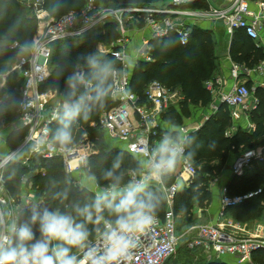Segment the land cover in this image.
I'll return each mask as SVG.
<instances>
[{
    "label": "built area",
    "instance_id": "2783aa9c",
    "mask_svg": "<svg viewBox=\"0 0 264 264\" xmlns=\"http://www.w3.org/2000/svg\"><path fill=\"white\" fill-rule=\"evenodd\" d=\"M44 4L45 0L33 2V7L37 9L35 17L38 21L35 37L41 45L37 49V59L31 67L24 65L16 73L22 80L19 97L26 93L32 102L24 120L26 126L21 127L26 131V135L19 146L26 143V138L38 139L55 123L52 115L60 99L58 92L48 88L47 84L52 75L54 46L59 42L82 44L87 37L95 36L108 24L113 23L117 26L120 36L116 41L107 45L99 43L100 52L104 56H110L113 59L119 56L117 64L122 73L114 76L111 94L115 107L103 112L95 123L104 132L107 140L120 143L123 146L121 149L127 151L137 161L147 155L150 146L160 138L163 130L171 129L172 125L165 126L164 115L180 106L177 93L160 81L151 82L142 98L131 89L137 63L154 62L151 40L174 35L179 43L186 47L198 23L209 20L221 23L225 33L231 39L237 31L241 30L255 42L257 47L264 48V0H232L224 6L217 5L213 0H172L164 6L138 7H122L115 4L105 6L100 0H88L82 10L72 11L76 17L104 11L105 19L95 27L83 31L82 35L79 33L84 27L83 22L74 19L72 12L60 18H54L45 10ZM146 31H149L147 33H150V37L142 35L141 46L133 50L136 54L132 57V62L130 44L136 41L141 32ZM131 34H133L132 37H130ZM231 76L233 84L229 89H226L227 85L223 77H215L207 81L206 89L213 98L210 104L211 114L207 120L222 105L230 109H240L247 119L253 111L258 109L259 100L252 105L250 100L258 88L264 91V61H261L254 69L234 65ZM251 76L259 79L261 83L259 87L248 86ZM242 77H245V80H242ZM19 115L23 114L19 113ZM95 123L91 127H97L94 126ZM180 127L188 136L200 129V127L190 129L184 125ZM247 128L251 131L255 129V126L250 121ZM94 148L93 139L86 135L77 147L72 149V154L69 156L44 152L28 154L21 162L26 164L37 156L45 160L60 158L68 174L83 175L91 156L96 154ZM85 160L86 165L82 164ZM256 163H264V145L247 149L235 157L231 166L232 177L244 176ZM136 171L137 168L129 169L127 177H134ZM197 176L198 167L194 162L191 159L182 160L167 183L159 186L167 204L165 215L157 216L154 224L139 235L138 246L131 257V264H166L179 252L183 244L192 249L205 250L209 253L211 262H219L224 256H230L236 264H261L253 256L258 251H264L262 224L257 225L256 229L248 235H243L236 229L231 230L227 224L218 222L199 224L191 226L185 232L179 231L175 210L176 198L184 187H190L194 183ZM261 192L262 189H258L245 194L232 195L228 184L222 185L223 209L239 206ZM22 196L26 194L21 193ZM35 199L41 203L44 202L42 197ZM0 208L18 209L21 213L23 212V199L18 201V198L10 194L7 182L0 186ZM94 242L99 243L98 234ZM84 264H87V257H84Z\"/></svg>",
    "mask_w": 264,
    "mask_h": 264
},
{
    "label": "clouds",
    "instance_id": "9594fccd",
    "mask_svg": "<svg viewBox=\"0 0 264 264\" xmlns=\"http://www.w3.org/2000/svg\"><path fill=\"white\" fill-rule=\"evenodd\" d=\"M68 8V0H48L50 15H59ZM71 14L83 22L81 35L105 19L104 11L80 18ZM40 46L36 37L23 34L19 27L0 32V56L12 52L0 63V120L9 113H20L23 115L15 116L13 123L26 126L31 100L26 93L17 97L7 89L19 69L33 65ZM117 59L119 56L110 59L95 51L70 65L65 60L55 61V76L64 81L61 100L52 115L56 126L38 139L26 138V143L14 150L5 148L6 137L0 132V186L15 179L17 169L13 166L28 154H72L81 124L103 109L111 97L113 78L122 73ZM194 140L182 127L172 124L137 161L136 175L127 180L120 171L123 158L118 154L103 173L107 185L95 191L90 201L68 203L69 191L64 188L52 195L55 207L32 198L24 201L22 213L0 208V264H84V257L87 264H131L139 235L154 224L165 198L159 186L167 183L182 160L194 156ZM28 179L24 174L20 182ZM49 183L56 184L54 180ZM98 183L93 173L85 186L91 191ZM97 234L98 244L94 242Z\"/></svg>",
    "mask_w": 264,
    "mask_h": 264
},
{
    "label": "trees",
    "instance_id": "16d2710c",
    "mask_svg": "<svg viewBox=\"0 0 264 264\" xmlns=\"http://www.w3.org/2000/svg\"><path fill=\"white\" fill-rule=\"evenodd\" d=\"M28 1L29 0H0V32H3L11 26H16L21 29L23 34L35 37L38 21L31 8L28 7ZM68 2V9L64 10L59 15L51 16L60 18L69 12L80 11L86 6L88 0H68ZM44 8L48 11V0L45 1ZM102 31H105V33H101L96 37L89 36L82 44L59 42L54 46L55 54L52 61V75L47 87L57 91L60 100L64 88V81L63 78H57L55 76V61L63 62L65 60L70 65L75 63L78 57L90 52H95V47L98 42L104 41L106 44H110L116 41L120 36L117 26L113 23L105 26ZM150 46L154 62L140 61L137 63L131 81V89L133 92L142 98L151 82L160 81L167 87L172 84L180 86L186 96L189 106H210L213 101L212 95L203 90L202 84L205 78L214 79V77H216V43L212 31L195 27L191 41L186 47H183L174 35L164 39H153L150 41ZM8 54L12 55V52ZM231 54L237 63L241 65L245 64L249 69H254L261 61H264V49H258L255 42L248 38L246 33L241 30L237 31L234 35ZM5 56L6 55L0 56V63H3V61L7 59ZM106 57L113 59L110 56ZM70 70L71 68L69 67L68 71ZM65 75H67V72H65ZM250 83L251 82L248 83L249 87H251ZM256 95L260 97V105L257 110L250 114L251 123L255 126L254 130H240V133L233 138L225 137L226 130L230 127H234L235 123L233 121L231 109L226 105H222L200 131L194 132L190 136L195 138L193 144L195 154L191 160L194 159L195 156H205L204 160L206 161V165H204V169L206 172H200V168L194 163L198 167V176L196 180L188 189L182 190L177 195L175 203L176 213L183 212L186 214V220L191 219L193 216L192 209L194 208V203L204 205L205 200H207V202L212 201L210 180L218 171L220 172L225 168L228 155L232 150L231 147H235L236 151H238L239 149H243V146H246L247 149H254L264 145L252 147L253 144L264 137V91L258 88ZM114 107L115 103L110 97L103 109L95 112L88 121L81 124L80 133H78V144L86 135L91 139L98 135V131H94L95 129L91 128L90 124L95 121L97 122L103 112L110 111ZM188 108H186L185 111L186 117L189 118L192 112L191 107L189 110ZM183 117V111L176 108L171 109L164 115V119L168 123L179 126L184 123ZM55 126L54 123L51 128H55ZM240 129L244 128L241 127ZM102 133L104 134V132ZM25 135L26 131L24 129L15 131L10 137L12 147L17 148L22 143ZM104 136L105 134L100 138V152L91 156L88 168L91 170L93 167V169L97 170L98 176L102 182L105 181L103 179L104 171L111 168L118 154L122 155L123 158V163L120 168L121 172L126 173L131 168H137V160L127 151L118 148L109 149V151H107V146L104 143ZM196 145H199V147H196ZM213 161L215 162L213 163ZM30 162L31 165H34L36 173L33 175L30 174L28 180L29 182L36 181L37 179L41 181L39 191L44 199V202H42L43 204H49L55 207L57 202L52 200V195L55 191L64 188H67L69 191L68 203L74 201H80L81 203L90 201L88 200V196L90 198V192L82 191L73 184V181L69 178L70 174L66 172L60 158L45 160L37 156L32 158ZM13 167L20 172L16 174L15 179L7 182V188L12 196L18 198L21 194L22 185L20 177L24 175L23 173L26 170L32 169L22 164V162H19ZM262 171L264 172V163H256L252 170H249L244 176H233L228 183L230 193L235 195L251 192H243L242 190L253 185L256 177L259 175L258 173ZM125 178L126 180L128 179L127 176ZM50 180L56 182L55 186L50 185ZM258 189H262L259 195L247 200L239 206L227 209L235 210L249 202L254 208L264 207V182L261 183ZM258 189L256 188V190L253 191H257ZM166 209L167 204L164 198L157 216L163 217ZM183 245L182 247L186 246L185 244ZM256 254L259 256L258 260L254 258ZM254 256L253 258L256 261L264 264V251H258Z\"/></svg>",
    "mask_w": 264,
    "mask_h": 264
},
{
    "label": "rangeland",
    "instance_id": "374dc122",
    "mask_svg": "<svg viewBox=\"0 0 264 264\" xmlns=\"http://www.w3.org/2000/svg\"><path fill=\"white\" fill-rule=\"evenodd\" d=\"M34 1H36V0H29L27 5L29 8H31V10L35 16L37 9L33 7ZM100 1H101L102 5H105V6L112 5L111 3H106L102 0H100ZM168 2L169 1L161 2V3L156 4V6H164V5H167ZM147 32H149V31L141 32V35H139L137 37L136 41L134 40V43L130 44L129 48L132 49L131 50L132 56L130 54V58H131L132 62H133L132 57H134L136 54V52L133 50H135L141 46L140 38H142V35L150 37V33H147ZM99 33L100 34L105 33V31L104 32L98 31L95 34V36H93V37H96L97 35L99 36L100 35ZM132 36H133V34L130 35V37H132ZM218 38L220 39L221 37H219L218 33H216L215 39H216V42L218 43V45H220V41L218 40ZM99 43H101L102 45H107V44L104 41L98 42V44H96L95 50L98 51L100 54H102L100 52ZM89 52H90V50H89ZM54 54H55V51H54ZM216 55H217V53H215V60L217 63V56ZM9 56H11V54L7 53L5 58H8ZM118 66L119 65L117 64V67ZM220 76H216V77H220ZM250 78L254 82L259 81V79L256 76H251ZM211 79H213V78H211ZM211 79L205 78L203 81L202 87H203V90H205V92H208L205 85H206L207 81H209ZM10 87L11 86L8 85V88H10ZM168 87L172 91L177 93V95L180 98V101H179L180 106L178 109H181V111H183V114H184L183 121L185 122L187 119H189L188 117H186V111H185V109L188 108V106H189V104L186 100V96H185V94H184V92L180 86H176L175 84H172ZM258 100L260 102V97L256 94H254L250 100L251 105L253 103L257 102ZM190 107H191V111L192 110L195 111V113L193 115H194V117H196L198 119V122H199L198 124L200 125V129L198 131H200L201 128L208 122L207 117H210V113H211L210 106H208V107L189 106L188 110L190 109ZM239 114L242 115V112ZM10 115L18 116V113H16V114L9 113L6 117H4L2 120H0V130L1 131H8V130L10 131V129H6V128H9L11 126V125H9V122L11 120ZM192 116L190 115V118ZM95 122H92L90 125L92 126V124ZM94 126H97V124L95 123ZM91 128H93V127H91ZM93 129H95L94 131H98L97 132L98 135H96L93 138V142H94V146H95L94 149L96 150V154H98L100 152V146H99L100 138L103 137L104 134L102 133L103 131L100 130V128L98 126L94 127ZM247 129L248 128L238 129L235 127H230L226 130V133L224 136L228 137V138H233L240 133V130L250 131V128L248 130ZM104 138H105V136H104ZM104 143L107 146V151H109V149H116V148L121 149L123 147L120 143L112 142V141L110 142L106 138L104 139ZM262 144H264V137L260 141L253 144L252 147L262 145ZM243 147H244L243 149H239L238 151H236L235 147H231L232 150L228 155V160H227V163L225 165V168H223L220 172L218 171L210 180V183L214 184L213 188H212V186L210 187L212 190V201H209L210 202L209 203V202H207V200H205L204 205H198V203H194V208L192 209L193 216L189 220H186V214H184L183 212L177 213V217H178L177 226L179 227L181 232H185L191 226H195V225H199V224H209L215 220H217L218 223L227 224L229 229H231V230L236 229V230H238L239 233H241L243 235L251 234L256 229L257 225H259V224H262L264 226V207L254 208L253 205H251V203L249 202V203H245V205H243L242 207H240L238 209L228 210V209H223V205L221 203V186H222V184L220 182L221 178H223L224 175L225 176L228 174L231 175V166H232V162H233L234 158L237 157L239 154H241L243 151H245V149H247L246 146H243ZM204 158H205V156H198V157L195 156V158L192 159L193 162L195 164H197V166L200 168V172L202 171L203 173L206 172L204 169V165H206V161L204 160ZM214 162L215 161H213V163ZM89 163H90V160L88 161L86 171L84 172L83 175H81V174L69 175L70 176L69 178L73 181V184L76 187H78V189H80L82 191L84 190V191L90 192V198L88 196V200H91L93 198V193L95 191H99L100 188L105 187L107 185V181L102 182L100 177L98 176L97 170L93 169V167L91 170L88 169ZM24 165L29 166V168H31L32 170H26L23 174H28V176H30V174L33 175L34 173H36V169H34V165H31L30 161ZM88 170H90V171H88ZM19 172L20 171L18 170L17 174H19ZM127 172L126 173L124 172L125 177L127 176ZM93 173L97 177L99 183L97 186H95L90 191L85 186V182L87 181L88 175L93 174ZM258 174L259 175L256 177V180L254 181L253 185L248 186L247 188L243 189L242 190L243 192L244 191H246V192L247 191H253V190H256V188L258 189L261 186V183L264 182V172L262 171L261 173L259 172ZM40 184H41V181L39 179H37L36 181L35 180L31 181V182H29V180H27L25 183H22L21 193H22V195L26 194V196L21 197V194H20L18 197V201H21L23 199V202H24L25 200H30L32 198H40V197L43 198V196L40 195V191H39L40 190ZM212 207H213V209H212ZM182 246H184V245H182ZM182 246L180 247L179 252L175 256L170 258L166 264H224L223 262H227L228 264H236V261L230 256H224L222 258V261H219V262H211L209 253H207L205 250H203V249H192V248H189L187 246H185V247H182ZM186 249H188V250H186ZM254 258L256 260H258V258H259L258 254H256L254 256Z\"/></svg>",
    "mask_w": 264,
    "mask_h": 264
},
{
    "label": "crops",
    "instance_id": "0c3cea01",
    "mask_svg": "<svg viewBox=\"0 0 264 264\" xmlns=\"http://www.w3.org/2000/svg\"><path fill=\"white\" fill-rule=\"evenodd\" d=\"M232 0H216V4L219 6H224L228 3H230ZM197 27L207 30V31H212L213 35H214V40L216 43V49H215V53H217V68H216V76H220L223 77L225 79L226 82V89H229L232 84H233V78L231 76L232 74V69L234 65H238L242 68L245 69H249L248 67H246V65H241L239 63H237L235 61V59L232 57L231 54V48H232V43H233V39H231V37H229L226 33H225V29L223 27V25L219 22H213V21H209V20H205L202 21L200 23H198ZM218 33L219 37H221L220 39L218 38V40L220 41V45H218V43L216 42L215 39V34ZM257 47V46H256ZM258 49H264V48H259ZM219 53V54H218ZM14 79L11 80L9 82V85L11 86L10 88H8L7 90L10 91L11 93H13L15 96L19 97V88L21 86V78L18 75H14ZM251 82L250 86L251 87H259V85L261 84L260 81L258 82H254L251 80V78H249ZM242 80H245V77H242ZM3 90H0V93H2ZM178 109V108H176ZM179 110V109H178ZM191 116L195 113L194 110L191 111ZM241 113L242 111L240 109H231V113H232V117H233V121L235 123L234 127L240 129L241 127L243 128H247L248 123L251 121V119H247L246 115L242 112V115H240L239 113ZM211 114V113H210ZM11 116V120L9 122V125H11L9 128L6 129H10V131H1L4 133L5 137H6V145L5 148L10 150V149H15L12 147L11 143H10V137L11 135L17 131L20 130L21 127L17 126L16 124L13 123L15 116L14 115H10ZM18 116L19 113H18ZM184 118V117H183ZM163 121L165 122V126L166 124L171 125L170 123H168L164 118ZM198 119L196 117H194V115L189 119H187L181 126H187L190 129H197L198 127H200V125L198 124ZM13 132V133H12ZM12 133V134H11ZM232 178V175H224L223 178H221V184L225 185L228 184L230 182ZM214 184H211L212 188ZM222 187V186H221ZM189 187H184V189H188ZM213 209V207H212ZM211 223H217V220L211 222Z\"/></svg>",
    "mask_w": 264,
    "mask_h": 264
},
{
    "label": "water",
    "instance_id": "95a60500",
    "mask_svg": "<svg viewBox=\"0 0 264 264\" xmlns=\"http://www.w3.org/2000/svg\"><path fill=\"white\" fill-rule=\"evenodd\" d=\"M106 3L115 4L122 7H138V6H146V5H156L165 1L172 0H102ZM216 3V0H213Z\"/></svg>",
    "mask_w": 264,
    "mask_h": 264
}]
</instances>
